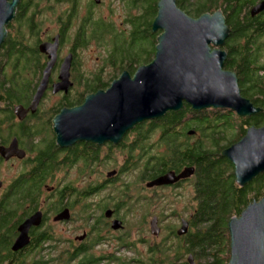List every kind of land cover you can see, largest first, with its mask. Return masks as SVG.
Listing matches in <instances>:
<instances>
[{
    "label": "trees",
    "instance_id": "trees-1",
    "mask_svg": "<svg viewBox=\"0 0 264 264\" xmlns=\"http://www.w3.org/2000/svg\"><path fill=\"white\" fill-rule=\"evenodd\" d=\"M175 1L177 7L192 18L221 9L229 29L228 37L222 47V50L227 54L223 68L236 74L241 96L250 100L255 107L262 111L253 116L240 117L227 109L212 108L209 111L214 115H210L209 111L206 112L207 110L194 111L184 103V106L178 111H169L160 118L146 120L134 126L133 129H137L136 133L141 138L146 135L151 136L153 133L158 134L159 137L158 143L154 142L155 147L148 143L147 145L145 143L137 145L138 147H135V144H127L126 147H121V150L126 149L127 152L126 171L132 172L137 169L138 182L147 181L170 171L176 172L184 167H194L195 173L192 179V183H194V205L189 214V228L186 235L178 237L176 232L173 233L170 230L163 237L162 243L149 247L147 261L138 262L141 257L135 253L133 262L137 264H174L178 263L185 253L192 255L194 259L197 257L198 260H204L202 264H228L230 256L228 223L230 219L239 217L251 202L259 201L264 197V172L245 186L238 187L233 175L234 166L229 159L222 155L225 149L238 142L245 135L249 127L264 126V64H259L260 49H263L260 38L264 36V17L261 19L249 17L248 8L256 0ZM29 2L30 0L27 2L19 1L16 10L17 23L25 22L26 12L30 8ZM157 2L158 0H141L138 4L129 3L130 8L140 10L141 14L137 16L135 13L132 16V12L128 8V23L131 26L130 42L127 47H116L110 55L111 58L114 57L116 64L121 65L120 72L126 71L133 74L137 67L150 63L155 56L158 33L152 31V22L157 14ZM184 2H190L189 4L192 5L184 6ZM89 10H91L90 7ZM32 19H28V24L30 29H35L37 27L35 24H31ZM100 23L98 21L89 24L94 29L91 30V35L96 39H99L98 35L101 33L102 35L108 34L107 29L101 31L98 28ZM83 31L78 32L81 48L85 47L84 41L87 38L81 34ZM117 38L119 36H116ZM119 41L125 42L122 37ZM13 48L12 41L5 37L0 46L5 62L11 54L18 51L22 52L21 49ZM137 56L141 57L136 59ZM1 67L2 64L0 65V72ZM1 74L0 100L5 102L6 107L0 108L4 112L0 114V118L9 120L12 117L9 115L10 104L15 103L14 101L22 102L20 99H23V96L15 98L14 95L21 91L19 84H15L12 79H2L4 74L2 72ZM9 84L12 88L9 87ZM99 84H101L100 80L95 83L90 82L83 87L86 92L93 93L92 91L95 92L97 89L103 88L101 85L98 86ZM108 86L109 84L105 88ZM34 88L35 86H27L24 93L31 94ZM83 98L79 103L82 102ZM63 105L71 106L74 104L64 102ZM61 109L58 108L56 113ZM189 129L198 136L193 143H189L187 140L182 141L183 130ZM227 130L234 131L236 134L234 138L236 139L233 137L225 138L224 133ZM1 135L4 134L0 133ZM27 135L29 136V132ZM80 143L72 156L76 157L78 154V158L70 160L72 161L70 164L72 165L75 161L81 164L78 173L82 175L83 172L86 173L89 163L96 160L97 146L92 148L90 142ZM1 144H4V141ZM35 147L34 152L38 151L39 155L36 160L34 159L36 167L32 169L29 177L32 180V186L38 188L56 170L58 166L56 163L57 152L60 149L54 141L47 137ZM157 147H161L162 151L158 154H150V150ZM143 157H145V162L140 164V158ZM18 187L20 185H16L15 190H18ZM88 189H91L90 185L83 188L86 191ZM121 190L118 200L116 199V204H113L114 199L109 195L111 200L109 201L107 198V202L100 205V209L109 208V203L116 210L121 205H125L127 199L130 198V191H132L131 184L125 183ZM81 198H87V196ZM20 201L24 203L23 198L11 197L3 203V208L8 207V204L10 207H17ZM21 202L20 205L23 207ZM129 205L127 206L128 211L132 206L129 207ZM31 207V210L37 208L35 202H31ZM82 209L88 210V205L84 204ZM2 221L4 222L5 219L0 220V226L4 225ZM168 237L170 240L173 238L172 240L176 239L177 241L172 257L170 255L172 252L169 246L170 242L166 244ZM1 241L3 243L1 242L0 249L5 250L7 246L4 244L3 237H1ZM120 243H125V237L120 238Z\"/></svg>",
    "mask_w": 264,
    "mask_h": 264
},
{
    "label": "water",
    "instance_id": "water-1",
    "mask_svg": "<svg viewBox=\"0 0 264 264\" xmlns=\"http://www.w3.org/2000/svg\"><path fill=\"white\" fill-rule=\"evenodd\" d=\"M18 1L0 0V46L6 37L7 24L15 17ZM263 10L264 0L251 8L250 14L254 16ZM152 31L160 34L151 63L139 67L132 76L122 72L107 90L88 95L80 106L63 108L53 117L52 129L60 147L76 142L99 145L118 142L136 124L160 118L169 111H178L184 103L194 111L227 109L240 117L262 111L241 96L236 74L223 68L227 54L222 47L229 29L221 10L192 18L177 7L175 0H158ZM51 65L48 64L33 95L29 106L31 113L46 91ZM68 68L66 61L60 74L63 80L68 79ZM67 86L62 84L54 89L66 91ZM23 110L21 106L14 108L18 118ZM187 134L192 135L194 131L189 130ZM15 151L21 154L20 158L24 156L13 141L4 150L5 158ZM222 155L234 166L236 184L242 187L249 183L264 172V126L249 127L245 135ZM192 172L193 169H185L179 175L168 172L145 186L173 185ZM111 214L110 210L105 213ZM39 220L40 216H33L21 225V234L12 247L14 250L24 246L27 230L31 225L39 224ZM111 226L113 230H120L122 222L114 220ZM152 226L153 223V230ZM228 229V264H264V197L250 203L239 217L231 218ZM187 232L188 222L182 220L176 235L181 237ZM187 263L194 264L192 255H188Z\"/></svg>",
    "mask_w": 264,
    "mask_h": 264
},
{
    "label": "flooded vegetation",
    "instance_id": "flooded-vegetation-1",
    "mask_svg": "<svg viewBox=\"0 0 264 264\" xmlns=\"http://www.w3.org/2000/svg\"><path fill=\"white\" fill-rule=\"evenodd\" d=\"M19 1L25 2L24 0ZM45 1H50L52 5L53 2L62 3L65 1L64 3L69 4L70 8L68 9L67 14L57 15L56 22L58 23V30L56 32L49 34L48 31H46L47 34L40 35L39 27L35 24L37 28L29 30L30 36L22 33V35L18 34L16 37H13V49H21L22 52L13 53L7 59V65L10 69V79H12L17 85L19 84V82H22L23 86H35V88L31 92V94H25V97H23L24 102L22 101L21 103H14L12 105V108H9V115L12 116L9 120H6L5 118L0 119L1 131L5 132L4 129L6 125V127L8 128V133L6 134V136H4L5 134L0 136V169L3 167L7 168L9 166H11V168L20 166L21 170L22 165H25L24 169H26L28 165L32 163V161L34 163V159H37L39 153L38 151L34 152V150H36L35 146H37L43 139H45V137L40 136L44 133V131L42 132V130H44L45 126L48 128L49 125L52 129V119L57 114L55 112V114L50 118L42 117L43 113L41 102L45 101L47 95L51 94L52 97H58V101L55 105L58 106V108H71L74 106H79L83 103L84 99L81 103H79L80 100H77L76 103L72 102V104L74 105L71 106H64L63 103L69 102L72 94L74 93L75 89L79 87V85L84 86L89 84L90 82L95 83L98 80H100V82L102 80L101 71L97 76L94 75L92 73L93 71L91 70L89 77H86L87 75H83L79 71L77 57L78 52L82 48L80 45L78 32L85 30V28L82 27L80 30H78L81 24L77 25L78 27L76 26L77 28H75V32L72 34V36H70L72 28L71 22L73 20H75V22H78L76 19L78 14L76 12L75 6L80 4L79 0ZM119 1L123 6L125 5V3L126 6L129 5L127 0ZM261 1L263 0H256L255 3L249 6L248 14L250 18L261 19L264 17V10L254 16H251L250 14L251 8L259 4ZM109 2L110 5L114 4L113 0H110ZM132 2L138 4L141 2V0H130V3ZM104 3L105 0H87L84 3L86 5L87 11L85 16H83L81 20L84 21V23L82 24L86 25V28L90 23L99 21L96 19L94 20V18L91 17L92 10L97 6H102ZM189 3L184 2V6H187V4ZM89 7L91 10H89ZM72 11H74V13ZM125 13H128V9L125 11ZM14 21L17 22L16 13L12 22ZM99 22L101 23L98 28L101 31L107 29L108 34L102 35L101 33V35H98L99 39H96L91 34L88 37L87 31H83L81 34L87 37L86 41H84L85 47L87 46L86 42L89 38H93L94 40H97L101 43H103V41H105V39L107 38L108 41L114 40L113 45H115L121 42H115L116 36H119L122 37L125 42H130L129 33L127 36L124 35L123 30L120 29L118 24H115V21L114 24L109 23L108 21L105 22V20ZM91 30L94 29L91 28L90 31ZM29 38L32 39L33 43H27V40ZM53 45L55 46V48L53 47ZM116 47L118 46L112 47V49L108 52L106 56L107 64L111 65L113 71H117L119 72V74H121L122 72H124H120L122 68L121 65L116 64L114 57H110L111 53ZM66 61H68L69 64L68 79L63 80L60 74ZM6 62L4 63V67L6 66ZM49 63H52V65L47 75L46 91L42 96L39 104L37 105V108L33 113H31L29 106L33 99L36 88L41 82L44 72L48 68ZM130 75L132 76L133 74ZM22 77H25V80H22ZM114 78L110 79L108 83L110 81L112 83V81L115 80ZM108 83L99 84L98 86L101 85V87L103 88L99 87L100 89H97V91L107 90L109 86L107 88L105 87ZM62 84H68L67 90L64 91L59 89L55 91L54 88ZM97 91L92 92L96 93ZM20 95V92H18L14 95V97L17 98ZM3 105H5V102L0 100V108L4 107ZM16 106H21L24 109L23 112L20 113L19 118L14 112V108ZM3 113L4 112L0 110V114ZM133 128L128 130L118 142H105L102 145L96 143L93 144L92 142H90L92 143V145L97 146V157L96 160L92 162L101 163V161L109 155V150L113 151L121 149V147H126L127 144H135L134 146L136 147L137 145L139 146L145 143V139L148 144L152 145V147H155L156 145L154 144V142L158 143L157 141L159 137H157L156 141L154 142L151 141L150 135H146L141 138L136 133L137 129L135 128V130ZM28 132L29 136L27 135ZM51 132L54 136V143H57L53 129L51 130ZM130 134H134L135 137L133 140L127 143L126 141ZM184 140L185 139L182 138V141ZM3 141L4 144H1ZM13 141H15L17 149L24 152V156L22 158H20L21 154L18 151L11 152L10 156L5 158L4 150L6 148H9L10 145H12ZM80 144V142H76L71 146L63 148H60L58 146L60 151L57 152V156L60 157V163L64 164L62 168L67 169L69 167H74L75 171L78 173V169L75 166L77 164V161H75L71 165L70 163L72 161L70 160L78 158V154L76 157L72 156ZM102 149H104L105 151L100 154ZM144 162L145 157L140 158V164H143ZM185 169H193V172L184 179H179L178 182L174 183L173 185H163L159 187H153V189H176L184 186L187 182L192 181L195 173V168L184 167L183 169L176 172L170 171L172 173H175L176 175H179ZM24 172H18L16 175H12L8 180H4V182L2 181L3 184L0 181V220L5 219L4 222L2 221L4 225L0 226V244L2 242L1 237H3L5 241L4 244L7 246L5 250L0 249V264H123L122 262H120L119 258L124 255L122 254L124 251L125 253H127L129 249L126 245H124L125 243H120V238L118 236L114 235V232L119 231L120 233V230L125 228L123 220L116 217L115 211L108 207L100 209V217L97 219H93L94 212L90 208V206H88V210H86L82 214L76 211V208H79L80 200L82 201V199H84L81 197L87 196V198H92L93 194L97 192L95 191L96 186L88 189L87 191L75 189L73 187L65 186L62 183V179L60 178L61 182L58 181L59 183L54 186H48L47 183H45L47 181L46 180L45 182H43V185H41V187L38 186V188H34L31 183L32 180L29 177L31 171H26L25 173ZM116 173L113 174V171L108 172L106 174V178L110 179L111 176H114ZM159 176L145 181L144 184L146 185L148 182L153 181ZM5 182H7L6 185ZM110 182L111 180L108 182L106 180L104 181V183ZM104 183H101L100 185H103ZM16 185H20V187H18V190H15ZM108 186L109 185L103 186L102 188L105 189ZM42 196H44V198H42ZM11 197H19L20 199L23 198L25 204L21 201L20 202L25 205V208L24 205L23 207H21L20 202L17 207H10V204H8V207L3 208V203L7 202ZM31 202H35V204L37 205L36 209H30L33 207H31ZM107 210H110L112 212L110 216L105 215ZM33 216H40L39 224L31 225L29 227L26 232V242L24 246L14 250L12 247L21 234L19 228L26 220L30 219ZM80 216L88 226V229L84 228L85 224H80L78 222L80 220ZM58 217L61 218L57 219ZM91 219H93V222L91 224H88L87 222H89ZM114 220H119L122 222V228L120 230L112 229L111 225ZM145 240L144 244H147L148 242L147 240ZM156 243H158V241H156ZM96 247L105 248V250L104 252H98L96 251ZM130 252L132 256L133 253L132 251Z\"/></svg>",
    "mask_w": 264,
    "mask_h": 264
},
{
    "label": "rangeland",
    "instance_id": "rangeland-1",
    "mask_svg": "<svg viewBox=\"0 0 264 264\" xmlns=\"http://www.w3.org/2000/svg\"><path fill=\"white\" fill-rule=\"evenodd\" d=\"M25 2L29 0H24ZM87 0H79V5L75 6L76 12H77V21L73 20L71 22V34L75 32V28H77V25H80L84 23L83 16L86 14V5L84 4ZM110 0H105V3L102 6H97L92 10L91 17L95 19H98L99 21H108L109 23H113L115 21V24H118L120 29L123 30L124 35L130 36L131 32V26L128 23V13H125V11L129 8V10L132 12V16H134L135 13H137V16L141 14L140 10H133L132 8L126 6H123L122 3L119 0H113L112 5H110ZM65 2V1H64ZM64 2H53V5L51 2H46L45 0H30V8L26 12L25 16V22L24 23H17L10 21L6 28L7 33L6 37L9 38V40H13V37H16L18 34L22 35V33H25L30 36L29 30V24L28 19L33 18L31 24H36L39 27L40 35L47 34L46 31H48L49 34H52L53 32H56L58 30V23L56 22L57 15L61 14H67L68 9L70 8L69 4H66ZM128 3H130V0H127ZM192 5V4H189ZM188 5V6H189ZM196 5V4H195ZM215 11V10H214ZM74 13V11H72ZM16 13V11H15ZM127 15V16H126ZM133 18V17H132ZM123 21V23H122ZM77 23V24H76ZM79 23V24H78ZM122 23V24H120ZM77 26V27H76ZM116 26V25H114ZM82 27L85 28L87 31V36L91 34V26L88 25L86 28V25L80 26L78 30H80ZM158 35L160 32H156ZM19 38V37H18ZM33 39V37H32ZM31 38L27 40V43L31 44L33 43ZM120 37L116 40L119 41ZM128 40V37H127ZM261 47L263 49H260L261 54L259 55V64H264V36H261L260 38ZM87 46L85 48L80 49L78 52L77 61L79 64V71L83 75H87L86 77L90 76V71L92 70L94 75H97L102 72L101 75V84L108 83V81L112 78L117 79L119 77V72L113 71V68L111 65L107 64V54L112 49V47L115 46H124L127 47L129 42H119V44H114V40L108 41L106 38L103 43L94 40L93 38H89L87 40ZM22 46V45H20ZM123 47V48H124ZM20 52V51H18ZM140 54V53H139ZM141 56H137L136 59L140 58ZM4 57L2 56V52H0V65L2 64V70L1 72L4 74L3 78L4 80L10 79V69L7 65L8 61L6 62V66L4 67ZM34 67V66H33ZM33 69V68H32ZM0 72V75L2 76ZM81 74V75H82ZM96 77V76H95ZM22 80H25V77L21 78ZM111 81L108 83L110 84ZM9 87L12 88L9 84ZM27 86H23L22 82H19V88H21L20 96L25 97L24 89H26ZM8 89V87H7ZM86 89L81 85L77 89H75L74 93L72 94V97L70 98L69 102H76L77 100H81L85 94H87ZM84 99V98H83ZM24 102V99L22 100ZM56 101V102H55ZM58 101V97H52L51 94L47 95L45 98V101L41 102L42 107V117L43 118H50L52 117L56 110L58 109V106H55ZM15 103H21L16 102ZM55 102V103H54ZM14 103L10 104V107L12 108V105ZM6 107V104L3 105ZM1 108V109H4ZM208 112L212 109H206ZM210 115H214L212 112ZM222 113V112H220ZM2 119V118H0ZM7 126V125H6ZM5 126V129L1 131L0 126V133L5 134L6 136L7 127ZM183 129V128H182ZM193 129V128H192ZM51 127H44V133L40 135L41 137H47L48 139H51L54 141V136L51 132ZM191 130V129H189ZM189 130H183L184 135L183 138L187 140L189 143H193L195 139L198 137L196 134L188 135L187 132ZM235 132L227 130L224 133L225 138L235 137ZM32 137V135H31ZM56 137V135H55ZM135 137L134 134H130L127 138V143H129L131 140H133ZM158 137V134H152L150 136L151 141H156V138ZM138 142V139H137ZM145 144L147 145L146 139ZM185 142V141H184ZM94 144V142H92ZM95 145H91L92 148H94ZM156 146V145H155ZM65 147V146H64ZM105 150L102 149L100 154H102ZM160 151H162L161 147L154 148L150 150V154H158ZM110 152V153H109ZM109 155L105 157L101 163L98 162H91L89 163V166L86 168V173L83 172L82 175L77 173L75 171L74 167H69L67 169L62 168L64 164H61L60 157L57 156L56 163L58 164L56 170L53 172V175L47 179L45 183H47L48 186H54L58 184L60 181V178L62 179V183L65 186L73 187L75 189H82L85 186L90 185V187H95L96 193L93 194L92 198H84L82 201L80 200L79 208H76V211L79 213H84L85 211L82 209L84 204H87L90 206V208L93 210V219H97L100 217V205H103L107 202V198L109 201L111 200L110 197H112L114 200L112 201L113 204H116V199L118 200V196L121 193V188L124 186L125 183H130L132 191H130V198L127 199L126 204L121 205L118 210H116L111 203L109 208L113 209L116 213V217L123 220V224L125 228L120 230L118 232H114V235L118 236L119 238L125 237V244L127 248L132 251L133 255L131 256V252L128 250L127 253L125 251L122 253L124 255L121 256L120 262L123 264H133L132 259H134L135 253L141 257L138 261H147L148 259V249L151 246L154 245L157 246V244L162 243L163 237L169 233V231H173L175 233L181 226L182 220H188L189 214L192 210V207L194 205L193 202V194H194V183L192 181L187 182L184 186L176 189H167V188H147L145 186L144 182H138V176H137V169L133 170L132 172L126 171L125 168L126 164V158H127V152L125 150L117 149L113 151H109ZM33 162V161H32ZM24 163V162H23ZM77 169L80 170L81 164L75 165ZM36 167L35 163H31L28 165L26 169L25 165H22V168L20 170V166L11 168V166L0 169V181L3 184L4 180H8L12 175H16L18 172H25L26 171H32ZM113 171V174L117 173L114 176H111L110 179L106 178V174L108 172ZM24 172V173H25ZM234 175V172H233ZM257 177V176H256ZM255 177V178H256ZM253 178V179H255ZM235 179V176H234ZM252 179V180H253ZM110 181L114 183H104V181ZM251 180V181H252ZM3 181V182H2ZM59 181V182H58ZM250 181V182H251ZM249 182V183H250ZM7 182H5L6 185ZM101 183H104L103 185H100ZM105 189H103V186H107ZM245 186V185H244ZM240 187V186H238ZM243 187V186H242ZM43 189V188H42ZM97 189V190H96ZM139 196V198H138ZM248 197V196H247ZM44 198V196H42ZM150 201V202H148ZM252 203V202H251ZM25 204V203H24ZM23 204V205H24ZM130 204V205H129ZM22 205V206H23ZM131 206L130 210L128 211V206ZM25 208V205H24ZM122 208V209H121ZM80 220L78 221L80 224H85V222L82 220L81 216L79 217ZM93 219H91L88 224H91L93 222ZM189 221V220H188ZM153 223V230L151 228V224ZM75 225V224H74ZM84 228L88 229V226L85 224ZM153 231V233L151 232ZM119 233V234H118ZM108 234V233H107ZM113 235V236H114ZM147 240V244H144V240ZM173 239V238H172ZM170 240V237L166 239V244H169L171 247V257L174 256V248L177 245V241ZM145 240V241H146ZM155 240V241H153ZM158 241V243H156ZM183 242V241H182ZM134 244V245H133ZM105 248H99L96 247V251L98 252H104ZM138 253H137V252ZM189 254L183 255L182 259L178 263L174 264H188L187 263V257ZM204 260H198L197 257L194 259V264H202Z\"/></svg>",
    "mask_w": 264,
    "mask_h": 264
},
{
    "label": "bare ground",
    "instance_id": "bare-ground-1",
    "mask_svg": "<svg viewBox=\"0 0 264 264\" xmlns=\"http://www.w3.org/2000/svg\"><path fill=\"white\" fill-rule=\"evenodd\" d=\"M153 58H154V57H153ZM152 60H153V59H152ZM152 60H151V62H152ZM151 62H150V63H151ZM148 64H149V63H148ZM148 64H146V65H148ZM141 66H145V65H141ZM141 66H139V67H141ZM139 67L136 68V70L134 71V73L137 71V69H138ZM134 73H133V74H134ZM120 75H121V74H120ZM120 75H119V77H120ZM119 77H118V78H119ZM118 78H117V79H118ZM117 79H115V80H117ZM115 80H114V81H115ZM112 83H113V81H112ZM112 83H111V84H112ZM111 84H110V85H111ZM110 85H109V87H110ZM109 87H108V88H109ZM108 88H107V89H108ZM92 94H94V93H92ZM88 95H91V94H88ZM88 95H86V96H88ZM86 96L84 97V100H85ZM84 100H83V102H84ZM82 104H83V103H82ZM79 106H80V105H79ZM74 107H76V106H74ZM64 108H67V107H64ZM71 108H73V107H71ZM62 109H63V108H62ZM62 109H61V110H62ZM61 110H60L56 115H58V114L61 112ZM56 115H55V116H56ZM55 116H54V117H55ZM53 132H54V131H53ZM54 134H55V133H54ZM110 140H111V139H110ZM112 141H113V140H112ZM114 142H115V141H114ZM56 144H57V143H56ZM10 146H11V145H10ZM57 146H59V145L57 144ZM63 146L68 147L69 145H63ZM59 147H60V146H59ZM61 148H63V147H61Z\"/></svg>",
    "mask_w": 264,
    "mask_h": 264
},
{
    "label": "clouds",
    "instance_id": "clouds-1",
    "mask_svg": "<svg viewBox=\"0 0 264 264\" xmlns=\"http://www.w3.org/2000/svg\"><path fill=\"white\" fill-rule=\"evenodd\" d=\"M188 228H189V224H188Z\"/></svg>",
    "mask_w": 264,
    "mask_h": 264
}]
</instances>
